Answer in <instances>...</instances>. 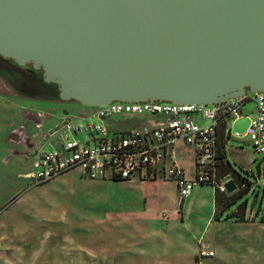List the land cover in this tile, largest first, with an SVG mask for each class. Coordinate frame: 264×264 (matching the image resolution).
I'll return each instance as SVG.
<instances>
[{
  "label": "rangeland",
  "instance_id": "rangeland-1",
  "mask_svg": "<svg viewBox=\"0 0 264 264\" xmlns=\"http://www.w3.org/2000/svg\"><path fill=\"white\" fill-rule=\"evenodd\" d=\"M248 97L241 107L248 116L231 131L242 132L253 118L252 93ZM19 108L38 115L44 127L56 124L62 110L73 123L89 110L55 97L27 98L0 78V142L22 121ZM153 118L114 115L109 129L128 130ZM78 134L59 129L42 149H55V137ZM8 153L0 151V264H264V153L253 150L248 136L224 141L231 168L224 166L225 178H239L241 194L218 212L213 187L194 185L180 197L172 180L158 176L111 182L82 177L75 168L29 186L24 174L34 170L35 156L19 160ZM184 161L188 174L190 160ZM199 250L212 253L199 256Z\"/></svg>",
  "mask_w": 264,
  "mask_h": 264
},
{
  "label": "water",
  "instance_id": "water-1",
  "mask_svg": "<svg viewBox=\"0 0 264 264\" xmlns=\"http://www.w3.org/2000/svg\"><path fill=\"white\" fill-rule=\"evenodd\" d=\"M0 56L61 101L206 105L264 91V0H0Z\"/></svg>",
  "mask_w": 264,
  "mask_h": 264
},
{
  "label": "built area",
  "instance_id": "built-area-1",
  "mask_svg": "<svg viewBox=\"0 0 264 264\" xmlns=\"http://www.w3.org/2000/svg\"><path fill=\"white\" fill-rule=\"evenodd\" d=\"M248 99V92H245L241 96L206 105L112 101L91 106L77 114L78 123H73L72 118L66 115L67 120L59 129L79 133L78 137H55L52 142L56 148L43 150L42 146L51 134L37 148L34 170L24 177L28 179L29 186L37 185L77 168L80 176L88 179L152 180L156 176L169 179L174 182L180 197L189 195L194 185H209L225 192L223 185L227 179L218 176L217 132L227 120L248 116V113H241V107ZM252 100L254 116L248 118L244 130L237 132L224 127L222 137L248 136L253 150L264 153V91L252 92ZM122 114L153 115L154 118L139 127L110 130L108 119ZM41 125L39 118L36 127ZM180 146L192 148L190 178L186 177L177 156ZM211 253L199 250L198 255L209 256Z\"/></svg>",
  "mask_w": 264,
  "mask_h": 264
},
{
  "label": "crops",
  "instance_id": "crops-1",
  "mask_svg": "<svg viewBox=\"0 0 264 264\" xmlns=\"http://www.w3.org/2000/svg\"><path fill=\"white\" fill-rule=\"evenodd\" d=\"M17 112H19V114L17 113V115L20 118H22V121L16 125H14L13 127H11L12 129H11L10 133L7 136L5 135L3 140L0 142V151H2V149H3V151L9 152L7 155H5L6 158H8L11 155H14L16 159L20 158L19 160H21L22 158L28 159L25 156H22L20 154V152L31 151L33 145H35L39 141L40 134L51 126L44 127L41 125L39 131H36L35 126L37 124V121H39L36 114L32 115L30 112H28V110H26L24 108H19V111H17ZM239 118L227 120L225 125L223 124L220 128H218L217 133H218L219 137L221 138V144L223 146V150H224V141H225V139L222 137L223 129H224V127L231 129L233 123H235ZM28 135L31 136V141H30L31 144H24L23 143L24 137L28 136ZM191 149L192 148L190 146H180L178 149V154H177V156L179 158V162L184 167V169H185V166L183 164V163H185L184 160L186 158L190 160V163H189L190 164V171L188 174H185L186 177H188V178H190L192 175V173H191V162H192ZM18 175L19 174H17V176ZM111 182H117V181H111ZM262 226H264V224H262ZM208 251H210V250H208ZM68 260H69V258L67 257L66 262ZM57 261L59 262V260H57ZM57 261L55 260V258H53V257L51 258V263L57 262Z\"/></svg>",
  "mask_w": 264,
  "mask_h": 264
},
{
  "label": "flooded vegetation",
  "instance_id": "flooded-vegetation-1",
  "mask_svg": "<svg viewBox=\"0 0 264 264\" xmlns=\"http://www.w3.org/2000/svg\"><path fill=\"white\" fill-rule=\"evenodd\" d=\"M0 78L4 80L13 91L27 98L51 99L55 97L53 95L52 84H45L41 81L40 71L32 70L29 65L19 66L10 59L2 58L1 56ZM55 99L57 98L55 97Z\"/></svg>",
  "mask_w": 264,
  "mask_h": 264
},
{
  "label": "trees",
  "instance_id": "trees-1",
  "mask_svg": "<svg viewBox=\"0 0 264 264\" xmlns=\"http://www.w3.org/2000/svg\"><path fill=\"white\" fill-rule=\"evenodd\" d=\"M51 86L53 87V95L56 97V88L54 85H51ZM216 143H217L216 144L217 145L216 156L220 160V169L218 171V176L220 178H224L227 180L232 179L236 185V181H238L239 178H234L233 176L231 178H225V176L229 173V171L226 168H224V166L226 165L229 168L230 166L225 158L223 146L221 144V138L219 137V135H218V140H216ZM230 172H231V169H230ZM236 188H237V185H236ZM239 194L241 193L238 189H235L228 195H225L224 192H219L217 191V189H214L213 203H214L215 212L222 211L223 208L228 207L238 197ZM218 206H220V208H218Z\"/></svg>",
  "mask_w": 264,
  "mask_h": 264
}]
</instances>
